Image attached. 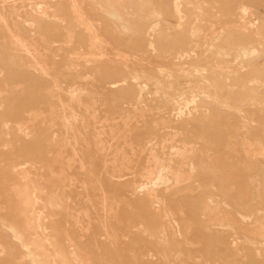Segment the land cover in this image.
<instances>
[{"label":"rangeland","instance_id":"obj_1","mask_svg":"<svg viewBox=\"0 0 264 264\" xmlns=\"http://www.w3.org/2000/svg\"><path fill=\"white\" fill-rule=\"evenodd\" d=\"M0 264H264V0H0Z\"/></svg>","mask_w":264,"mask_h":264},{"label":"bare ground","instance_id":"obj_2","mask_svg":"<svg viewBox=\"0 0 264 264\" xmlns=\"http://www.w3.org/2000/svg\"><path fill=\"white\" fill-rule=\"evenodd\" d=\"M75 6H78V5H75V4H74V6H73L74 9L76 8ZM78 7H79V6H78ZM78 7H77V8H78ZM77 8H76V11H77ZM78 11H80L79 8H78ZM80 15H81V14H80ZM91 25H92V23H91ZM5 26H6V25H5ZM92 26H93V25H92ZM13 38H14V37H13ZM15 38H17V36H16ZM18 40H19V39H18ZM16 41H17V40H16ZM13 42H14V41H13ZM19 42H20V40H19ZM21 43H23V42H21ZM15 44H16V43H15ZM18 44H19V43H18ZM20 45H21V44H20ZM25 45H26V44H25ZM17 46H18V45H17ZM22 46H23V45H21V47H22ZM14 47H15V46H14ZM18 47H19V46H18ZM21 47H20V48H21ZM23 47H24V46H23ZM23 47H22V48H23ZM22 48H21V49H22ZM27 48H29V47H27ZM14 49H15V48H14ZM21 49H20V50H21ZM29 49H30V48H29ZM16 50H17V49H16ZM20 50H19V51H20ZM21 51H23V49H22ZM25 51H26V50H25ZM33 51H34V50H33ZM35 51H36V50H35ZM48 52H49V51H48ZM18 53H19V52H18ZM29 53H30V52H29ZM33 53H34V52H33ZM33 53H32V55H33ZM16 54H17V53H16ZM30 54H31V53H30ZM19 55H20V54H19ZM36 56H37V55H36ZM33 57H34V56H33ZM28 58H29V57H28ZM36 58H38V57H35L34 60H36ZM37 60H38V59H37ZM32 62H33V61H32ZM27 122H28V121H27ZM20 149H21V148H20ZM211 187H212V186H211ZM219 219H220V218H219ZM24 238H25V237H24ZM28 240H29V239H28Z\"/></svg>","mask_w":264,"mask_h":264}]
</instances>
